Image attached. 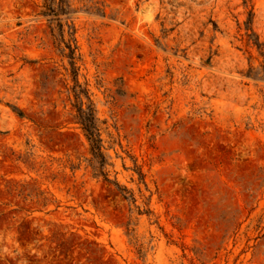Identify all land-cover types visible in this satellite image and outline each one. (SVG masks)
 <instances>
[{
	"label": "rangeland",
	"instance_id": "1",
	"mask_svg": "<svg viewBox=\"0 0 264 264\" xmlns=\"http://www.w3.org/2000/svg\"><path fill=\"white\" fill-rule=\"evenodd\" d=\"M43 5L0 0V264H264V0Z\"/></svg>",
	"mask_w": 264,
	"mask_h": 264
},
{
	"label": "trees",
	"instance_id": "2",
	"mask_svg": "<svg viewBox=\"0 0 264 264\" xmlns=\"http://www.w3.org/2000/svg\"><path fill=\"white\" fill-rule=\"evenodd\" d=\"M43 6L44 10L41 13L48 17L50 23H56L60 33H62L63 23L60 21L59 15L67 14L69 12V0H44ZM70 29H72V34L74 28L70 26ZM68 46L70 48V58H72L74 50L70 47V45ZM71 63L72 65L74 64L73 60ZM78 121L90 143V150L92 154L95 158H100L101 165H104L105 155L102 152V138L95 121L94 109L91 104H88L86 108L78 107Z\"/></svg>",
	"mask_w": 264,
	"mask_h": 264
}]
</instances>
